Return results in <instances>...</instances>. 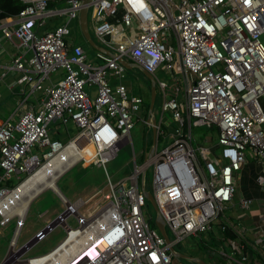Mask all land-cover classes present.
<instances>
[{"label":"built area","instance_id":"2783aa9c","mask_svg":"<svg viewBox=\"0 0 264 264\" xmlns=\"http://www.w3.org/2000/svg\"><path fill=\"white\" fill-rule=\"evenodd\" d=\"M23 1L28 4L16 17L0 21L4 37L20 51L5 68L19 72L15 82L27 84L29 94L41 92V97L28 102L25 96L9 117L0 118V225L16 220L1 262L19 264L30 249L22 251L26 242L17 244L27 212L21 219L17 210L25 197L18 191L21 184L41 170L58 179L77 163L104 169L116 154L117 141L131 137L144 99L123 82L127 68L120 57L153 76L161 113L172 118V142L157 149L164 133L161 117L144 163H135L127 179L113 183L107 176L106 202L89 217L78 210L88 199L71 202L60 190L50 189L63 209L46 218L33 237L36 243L56 226L65 235L47 257L26 256V264H182L173 245L213 230L223 208L233 201L236 178L249 160L260 167L255 181L264 194V0H93L88 8L92 6L96 43L111 53L95 49L99 63L67 39L68 24L79 18L83 0H64L66 7L56 10L48 7L50 0ZM61 14L67 16L64 23L39 32L47 19ZM59 68L65 76L50 80ZM159 68L173 82L174 94L157 77ZM93 85L94 90L86 89ZM52 122L65 126L66 139L58 131L50 135ZM69 122L77 128L73 136L66 128ZM204 124L216 127L217 142L199 145L198 156L191 128ZM150 165L151 192L173 235L168 242L150 226L143 210L140 175ZM238 204L249 209L252 199L239 197ZM69 216L77 219L76 226L68 223ZM226 224L237 236L223 235L229 251L217 252L220 264H250L252 251L263 255L264 219L251 229L221 222L222 234ZM44 228L46 233L41 232Z\"/></svg>","mask_w":264,"mask_h":264},{"label":"rangeland","instance_id":"374dc122","mask_svg":"<svg viewBox=\"0 0 264 264\" xmlns=\"http://www.w3.org/2000/svg\"><path fill=\"white\" fill-rule=\"evenodd\" d=\"M66 7L64 0H57L56 3H52L51 9H62ZM91 11L92 6L88 8L87 12V24L91 37L94 41L99 42L95 37L92 29L91 23ZM67 16L65 14L56 15L54 18L47 19V25L40 29L39 32H42L45 28L51 29L52 26L57 24H62L66 21ZM69 34L67 36L68 42L74 47L76 45L81 46L87 58L93 60L94 62L99 63L98 59H95V49L92 48L88 42L85 40L81 33L79 18H73L68 24ZM1 35V34H0ZM1 39L4 45L10 46L11 43L4 42L3 36ZM261 41L264 43V36L261 37ZM13 50L12 46H10ZM16 53L20 51L16 48ZM30 54L27 55V57ZM1 72V70H0ZM66 74V71L63 68L50 73L49 79L57 82L62 79ZM125 77L123 82L131 89V92L138 94L143 97L144 104L141 109L134 117V125L131 129L130 136L121 137L114 146L115 155L110 159L106 164L105 168L96 166V165H85L83 163H77L71 169H69L65 174L58 178L55 183L59 187L60 191L71 201L74 202L78 198L88 200L79 206L78 210L84 217H89L94 214L100 207L101 204H104L106 200L103 198V194L109 191L108 187V178L114 183L122 179H127V177L133 172L134 164L141 165L145 161V149L150 150L153 143L155 142L156 137L153 135L152 128L146 125L141 119H146L148 116V107L150 102V81L149 79L138 69H126ZM156 75L159 78H162L168 82L167 93L169 95L174 94V84L169 79L168 75L161 70L160 68L156 71ZM19 76L17 71H8V74L0 82V90L3 92L4 84L11 83L15 81ZM49 81L46 80L45 83ZM17 93L13 99H5L0 106L1 114L0 118H7L9 115L16 109L20 101L27 96L28 102H35L36 98L41 97V92L29 94V87L26 84L16 85ZM24 92L22 93V89ZM88 91L94 90V85L92 87L86 86ZM180 99L184 100L183 90L179 92ZM1 101V100H0ZM152 111L156 120L158 121L161 117V106H160V97L156 95L155 101L153 104ZM19 117V115H15ZM163 134H160L157 140V149L161 150L162 148L168 146L172 142L170 137L173 132L171 128L172 118L168 112H165L163 115ZM50 135L54 136L55 131L61 133L60 138L66 139L67 135L64 131L65 126L58 125L54 122L50 125ZM69 136H73L77 132V128L69 122L66 126ZM192 135V146L199 156V151L197 148L199 145L209 146L211 143L215 145L217 142V133L214 125H198L192 126L191 128ZM209 139V141L207 140ZM210 142V143H209ZM239 184L237 186L236 193L238 196L246 195L247 193L257 191V185L255 178L258 173H260V167L256 162V165H249L243 168L240 172ZM142 175H140L141 180ZM152 179H153V167L150 165L144 174V184L145 188L149 191L152 190ZM13 183H16L15 176H12ZM127 184V180L125 181ZM249 187V188H248ZM101 190L97 195L95 193ZM95 195V196H94ZM238 199V198H237ZM60 199L51 191L46 189L40 195H38L32 203L29 204L26 216L22 223L19 236L17 239V244L22 245L28 240H30L36 231L41 229L44 225L46 218L49 216H55L59 211H62L63 207L61 206ZM144 214L149 221L150 226L153 229H157L155 224V219L157 212L148 200L145 201L143 206ZM44 211H49L45 216H40ZM232 209H228L227 205L223 208V211L220 213L219 217L216 219L213 224V230L209 232L202 233L200 236H187L183 240L175 243L173 249L175 252L182 253L187 256V258L179 257L177 262L182 264H198L191 258H200L206 264H220L222 259L218 256L212 255L211 252H218L221 250L229 251L228 246L226 245V240H223V234L220 230V223H225L228 220V216L231 213ZM68 223L71 226H76L78 221L76 218L69 216L67 219ZM229 221V220H228ZM16 226V220H10L7 225H0V263L5 257L8 247L9 240L12 237L13 231ZM238 226H242L238 224ZM166 232L169 237L172 239L173 235L169 228L166 227ZM65 235V231L61 226H56L53 230L48 232L45 237L34 243L28 251L24 254L23 258L31 255H40L48 252L52 249ZM22 258V259H23ZM174 260H177L174 258Z\"/></svg>","mask_w":264,"mask_h":264},{"label":"crops","instance_id":"0c3cea01","mask_svg":"<svg viewBox=\"0 0 264 264\" xmlns=\"http://www.w3.org/2000/svg\"><path fill=\"white\" fill-rule=\"evenodd\" d=\"M50 2L56 3L57 0H50ZM52 27H54V26H52ZM0 34L3 36V38H5L4 35L2 34L1 30H0ZM1 35H0V70H1L0 73L5 72V75L3 77H0V82L8 74V71L5 67L9 66L11 64L12 57L15 54H17L15 52L16 46L13 43H11L10 41H8L6 38L3 41L11 43L10 46L15 48V50L10 48V46L4 45L2 42V39H1ZM128 62L133 63L132 61H128ZM16 85H18V84L15 81H12L11 83L4 84V89H3L4 91L2 92L0 90V100H1L0 106L3 102H5V99H7V98L13 99V98H15V96L17 94L20 95L19 93H17V89L15 87ZM21 85H23V84H21ZM23 92H24V88L22 89V93ZM148 109H149V107H148ZM152 113H153V111H152ZM0 114H1V108H0ZM148 115L150 116L149 112H148ZM162 115L163 114L161 113V117H162ZM149 116H147L146 120L150 121V123H151V118ZM161 117L158 121L156 120L157 123L160 122ZM145 124L148 125L147 123H145ZM148 126L151 127V125H148ZM216 133H217V129H216ZM207 140L209 141V139H207ZM211 145H212V143H211ZM254 164L256 165V163L249 160L247 163L243 164L242 169L249 166V165H254ZM240 176H241L240 173H238V176L236 178V190H237V186L239 184ZM256 185H257V191L252 192L253 191L252 190L250 193H247L246 195H240V196H238L237 193L235 192L233 201L230 203H227V208L230 210L232 209L231 213L228 216V220L232 224H234L236 226H238V224H240L242 226H245V227L251 229V228L262 223V220L264 219V194L262 193V190L260 189L259 185L257 183H256ZM239 197H249L252 199V205L250 206L249 209H242L241 207H239L238 199H237ZM259 248H260V251L263 253V255L261 256L259 253H257V251H252L250 254V264H258L260 261H262L264 259V257H263L264 256V246L259 247ZM211 254L219 257V255L217 254L216 251L212 252Z\"/></svg>","mask_w":264,"mask_h":264},{"label":"water","instance_id":"95a60500","mask_svg":"<svg viewBox=\"0 0 264 264\" xmlns=\"http://www.w3.org/2000/svg\"><path fill=\"white\" fill-rule=\"evenodd\" d=\"M93 0H83V6L81 7L80 10V15H79V25H80V29H81V33L83 35V37L85 38V40L88 42V44L97 50L103 51L105 53H109L111 54L107 49L101 47L100 45H98L96 43V41H94V39L91 37L90 33H89V29H88V24H87V12H88V6L90 5V3ZM119 62L121 64H123L127 69H136L138 68L150 81V102H149V109L148 112L151 118V128L153 131V135L155 136V124H156V119L154 114H152V108H153V104L155 101V97H156V86H155V80L153 78V76L148 73L146 70H144L140 65L136 64V63H130L128 62L126 59H124L123 57L118 58ZM144 172L141 174V180H140V188L141 191L144 194V197L146 200H148L150 203H152V205L154 206L156 212H157V216L155 219V224L157 227V230L160 232V234L163 236V238L168 242L169 241V237L168 234L166 232V227H165V222L163 220V218L160 216L159 212H158V208L156 206V202L154 200L153 194L151 191L147 190L145 188V184H144ZM58 187V186H57ZM58 190L59 187H58ZM42 233H46L47 232V228H44L41 230ZM36 238L32 237L30 240H28L26 242V245H24L22 247V251L25 250V247H31L34 243H35ZM177 254L178 257H182V258H187L186 255L179 253V252H175ZM193 259L195 262H197L198 264H206V262H204L202 259L200 258H191ZM0 264H4L3 262H1ZM19 264H26V259L23 258Z\"/></svg>","mask_w":264,"mask_h":264},{"label":"bare ground","instance_id":"6f19581e","mask_svg":"<svg viewBox=\"0 0 264 264\" xmlns=\"http://www.w3.org/2000/svg\"><path fill=\"white\" fill-rule=\"evenodd\" d=\"M48 172L49 171L41 170L19 186L18 191L22 193V196L25 195L22 199V203H20V206L17 209L21 219L27 210L28 203L35 194L45 189H53L57 192L59 191L55 183L58 175L52 174L50 171V177L46 178L48 176L46 175ZM37 257L45 258L47 257V252L37 255Z\"/></svg>","mask_w":264,"mask_h":264},{"label":"trees","instance_id":"16d2710c","mask_svg":"<svg viewBox=\"0 0 264 264\" xmlns=\"http://www.w3.org/2000/svg\"><path fill=\"white\" fill-rule=\"evenodd\" d=\"M28 3L23 0H0V21L8 17H16L18 13L26 7ZM52 5L49 2L48 7ZM225 237H236L237 234L231 226L226 224L223 232ZM212 253V252H211Z\"/></svg>","mask_w":264,"mask_h":264},{"label":"snow or ice","instance_id":"6c2138e0","mask_svg":"<svg viewBox=\"0 0 264 264\" xmlns=\"http://www.w3.org/2000/svg\"><path fill=\"white\" fill-rule=\"evenodd\" d=\"M133 2V0H130V3H132ZM144 5L141 3L140 4V6L137 8V11H139L140 10V8H142ZM189 227H191V225H189Z\"/></svg>","mask_w":264,"mask_h":264}]
</instances>
